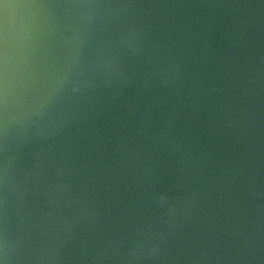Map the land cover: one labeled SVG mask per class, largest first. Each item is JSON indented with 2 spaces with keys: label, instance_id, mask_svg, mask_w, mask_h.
I'll list each match as a JSON object with an SVG mask.
<instances>
[{
  "label": "clouds",
  "instance_id": "9594fccd",
  "mask_svg": "<svg viewBox=\"0 0 264 264\" xmlns=\"http://www.w3.org/2000/svg\"><path fill=\"white\" fill-rule=\"evenodd\" d=\"M0 264H264V0H0Z\"/></svg>",
  "mask_w": 264,
  "mask_h": 264
}]
</instances>
